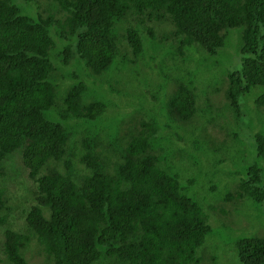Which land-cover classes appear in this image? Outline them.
<instances>
[{
	"label": "trees",
	"instance_id": "1",
	"mask_svg": "<svg viewBox=\"0 0 264 264\" xmlns=\"http://www.w3.org/2000/svg\"><path fill=\"white\" fill-rule=\"evenodd\" d=\"M21 1L32 3L30 10L0 0V163L21 150L36 190L23 211L25 231L4 230L0 264H29L31 244L48 264H199L209 215L163 168L152 145L157 124L143 118L123 135L95 126L85 131L107 103L85 98L81 81L59 103L56 83L66 87L80 77L73 65L79 60L90 75L107 73L121 41L137 59L146 36L176 43L177 56L194 48L209 70L244 56L241 71L229 77L225 102L240 114L243 95L260 87L255 104L262 108L264 0ZM162 24L168 31L156 28ZM200 95L180 83L164 114L188 123L200 114ZM253 141L264 160V134L256 132ZM263 170L262 163L249 167L222 200L264 203ZM6 177L4 171L0 179ZM8 200L0 184V229L9 224ZM236 246L240 264H264L263 235L244 236Z\"/></svg>",
	"mask_w": 264,
	"mask_h": 264
},
{
	"label": "rangeland",
	"instance_id": "2",
	"mask_svg": "<svg viewBox=\"0 0 264 264\" xmlns=\"http://www.w3.org/2000/svg\"><path fill=\"white\" fill-rule=\"evenodd\" d=\"M15 1L30 10L32 3ZM169 27L166 24L156 26L159 31H168ZM118 28L115 33L119 36ZM144 42V53L132 61L131 54L125 52L127 44L121 41L119 57L122 56V60L118 57L114 66L99 76L90 75L82 61H75L73 65L81 75L66 87L56 83L57 101H62L72 83L81 81L88 86L85 98L107 103L100 120L89 122L85 131L95 126L104 133L117 131L123 135L131 133L143 118L154 121L158 131L152 145L163 168L179 178L185 193L199 202L209 215L212 228L198 250L199 264H240L238 241L244 236H264V203L247 201L236 205L222 198L235 188L236 181L249 167L256 163L264 166V160L256 155L253 141L256 132L264 134V107L258 108L255 104L263 89L255 87L245 93L238 114L225 102V90L230 75L241 71L244 56L225 63L222 68L209 70V62L199 58L194 48L185 56H177L176 43H159L146 36ZM57 48L58 45L55 50ZM182 82L197 87L201 94L199 101L203 103L199 115L180 124L171 122L163 109ZM63 83L66 85L67 80ZM250 110L256 127L252 132ZM182 138L185 139L180 140ZM4 171L7 177L0 179V184L9 197V224L0 230V247L5 228L25 231L23 211L30 209L36 190L35 181L28 178L23 167L21 150L0 163V175ZM24 176L28 178L27 183L22 182ZM210 206L212 209H208ZM25 257L29 264H48L32 244L25 250ZM3 264L11 263L5 261Z\"/></svg>",
	"mask_w": 264,
	"mask_h": 264
},
{
	"label": "clouds",
	"instance_id": "3",
	"mask_svg": "<svg viewBox=\"0 0 264 264\" xmlns=\"http://www.w3.org/2000/svg\"><path fill=\"white\" fill-rule=\"evenodd\" d=\"M1 229H2V228H1ZM1 229H0V230H1Z\"/></svg>",
	"mask_w": 264,
	"mask_h": 264
}]
</instances>
